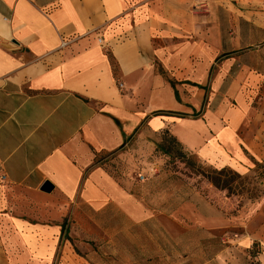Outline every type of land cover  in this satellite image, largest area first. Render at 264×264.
Returning a JSON list of instances; mask_svg holds the SVG:
<instances>
[{"label":"crops","instance_id":"crops-1","mask_svg":"<svg viewBox=\"0 0 264 264\" xmlns=\"http://www.w3.org/2000/svg\"><path fill=\"white\" fill-rule=\"evenodd\" d=\"M144 127L264 165V0H0V264H90L96 236L125 264H192L223 217L145 202L107 162Z\"/></svg>","mask_w":264,"mask_h":264},{"label":"rangeland","instance_id":"rangeland-1","mask_svg":"<svg viewBox=\"0 0 264 264\" xmlns=\"http://www.w3.org/2000/svg\"><path fill=\"white\" fill-rule=\"evenodd\" d=\"M143 132L145 134L140 133L142 136L134 137L121 150V155L112 154L108 158L114 174L134 181L133 193L145 202L156 200L165 209L167 199H170L169 205L175 206L177 215L180 212L196 214L200 208H205L223 217L225 227L217 231V237L205 240L198 235L191 237L192 264H205L212 259H215L214 264H264V165L257 166L249 174L226 168L227 174L235 181L230 185L231 192L221 190L210 182V178L216 177L221 170L173 140L170 132L152 134L145 127ZM164 149H169L170 153ZM153 166L157 167L156 174L141 183L139 173ZM201 194L206 197L201 198ZM194 217L192 223L198 227V220ZM255 234L261 236L250 246L243 243V238ZM79 238L80 243L95 249V253L87 258L90 264L126 263L117 251L118 247L109 249L110 244L103 236H96L93 241H88V237ZM199 239L201 245L197 247Z\"/></svg>","mask_w":264,"mask_h":264},{"label":"trees","instance_id":"trees-1","mask_svg":"<svg viewBox=\"0 0 264 264\" xmlns=\"http://www.w3.org/2000/svg\"><path fill=\"white\" fill-rule=\"evenodd\" d=\"M174 138V137H173ZM173 140H176L175 138ZM167 151V153H170L169 149H164ZM234 177L232 178L231 176H229L226 172L225 169L217 172V176L216 177H211L210 178V182L217 187L218 189L221 190H228L229 192H231V187L230 185L234 182Z\"/></svg>","mask_w":264,"mask_h":264},{"label":"water","instance_id":"water-1","mask_svg":"<svg viewBox=\"0 0 264 264\" xmlns=\"http://www.w3.org/2000/svg\"><path fill=\"white\" fill-rule=\"evenodd\" d=\"M54 189L53 185L50 182H46L43 187H42V191L50 193L52 192Z\"/></svg>","mask_w":264,"mask_h":264},{"label":"built area","instance_id":"built-area-1","mask_svg":"<svg viewBox=\"0 0 264 264\" xmlns=\"http://www.w3.org/2000/svg\"><path fill=\"white\" fill-rule=\"evenodd\" d=\"M140 179H141V180H144V179H145V176H144V175H142V176L140 177Z\"/></svg>","mask_w":264,"mask_h":264}]
</instances>
